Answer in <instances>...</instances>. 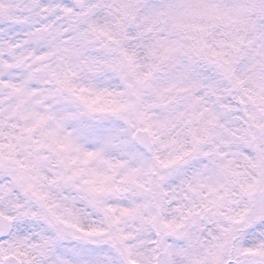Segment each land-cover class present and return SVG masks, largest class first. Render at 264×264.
<instances>
[{"label":"rangeland","instance_id":"1","mask_svg":"<svg viewBox=\"0 0 264 264\" xmlns=\"http://www.w3.org/2000/svg\"><path fill=\"white\" fill-rule=\"evenodd\" d=\"M81 1L85 3L81 11L84 25L77 35L67 32L70 23L59 24L57 33H52L25 25L24 19L22 26L6 27L0 34V51L3 46L9 50L23 44L20 49L28 53L20 69L0 79V205L7 210L10 206L11 218L17 220L14 239L0 242L1 260L13 253L32 255L26 264H224L227 235L221 222L233 215L245 217L249 211L243 205L247 199L227 189V185L239 186L228 163L241 156L238 149L244 138L255 139L237 126L238 116L220 106L218 93L226 96L232 89L221 87V75L207 60H227L239 36L264 28V0H166L162 6H148L151 22L169 23L167 29L154 31L142 43L152 70L134 91L123 82L121 65L123 55L129 60L132 46L139 45L129 38H137L138 30L128 27L132 45L119 52L122 30L117 34L107 27L116 36L105 35L108 47L102 49L103 57H93L100 47L88 39L85 25L106 4L71 0L59 9L73 13ZM134 1L120 3L125 13L122 10L112 17L119 26L131 13ZM19 8L18 0H0V10L10 18L21 19ZM208 50L214 58L208 56ZM42 61L53 63L42 67ZM62 77L77 82L84 79L85 87L77 88V103L63 89H58L60 94L49 84L47 89L48 82ZM203 86L209 87L214 102L198 116L184 113L188 98L194 100ZM257 90L256 86L251 93H243L244 111H254L250 102L264 103V87ZM240 92L232 93L238 97ZM151 96L155 98L151 100ZM259 109L263 112L259 125L264 131V105ZM139 121L140 128L153 136L154 155L131 149L128 153L135 169L132 176L124 177L129 163L121 150L132 139V126ZM227 122L235 127H227ZM197 134L205 141L191 169L180 161L184 159L181 148H170L167 142L170 138L173 145L176 140L182 144L191 140L195 146ZM153 163L165 171L157 180ZM68 178L76 181L75 186L69 185ZM156 185H161L158 201L163 206L160 240L152 227L154 210L148 196ZM19 186L34 197L30 194L26 203H19ZM93 199L141 201L144 210L130 218L113 216L114 228L109 230ZM255 201L250 202L262 205L263 197L257 194ZM68 205H82L101 226L79 231L72 221L75 218L64 210ZM49 223L65 233L76 234L77 230V236L88 245L57 233ZM184 225L188 228L181 238L178 234ZM151 255L156 256L154 262Z\"/></svg>","mask_w":264,"mask_h":264},{"label":"trees","instance_id":"2","mask_svg":"<svg viewBox=\"0 0 264 264\" xmlns=\"http://www.w3.org/2000/svg\"><path fill=\"white\" fill-rule=\"evenodd\" d=\"M20 2V18H10L6 11L0 10V34L7 29L12 28L13 25L17 27L22 26L24 23L23 19L26 20L25 25L33 26L35 29L46 28L50 30L52 33H57L56 27L61 23H70L71 28H68L67 32L70 35H77L81 32L84 22L81 19V12L75 11L73 13H67L61 9V6L69 5L71 0H33L32 3L27 0H18ZM98 0H88V4L92 5V2ZM102 4H106L103 11H97L94 14L90 15L86 23V31L89 33V40L92 43H96L100 50L93 53L92 56L96 58L103 57V53L105 50L103 48L108 47L107 37L105 35H109L110 39L115 37V34L111 35V28L118 34L119 28L122 30V42L120 43L117 51L122 52L125 48H128L132 45L129 41V38H134L135 41L139 43V45H133V51L129 55V60L123 55V63L121 65V77L123 82L129 87L131 91H134L138 84H141L143 81V77L147 75L148 71H151V67L148 65V57L144 54V49L142 47V43L147 42V38L150 34H153L154 31H158L161 28L167 29L169 20H165V22L153 23L149 20V11L148 6L151 5H164L166 0H135L134 5L131 6V13L128 14L127 18L123 19L121 25L119 26L113 18L122 14V10L124 8H119L120 3L124 0H100ZM199 10H201L200 6H196ZM26 11V12H25ZM195 11L196 19H198V15ZM10 14V12H8ZM29 16L24 17L25 14ZM135 14V19H133ZM77 15L79 18L77 19ZM113 17V18H112ZM156 19V18H155ZM154 19V20H155ZM264 24V22H263ZM134 25H137L136 27ZM207 25V24H204ZM131 26L133 30L136 28L138 30L137 38L132 35L128 38V27ZM257 36L254 38V36ZM255 40L251 42V40ZM216 45V44H214ZM252 45V46H251ZM20 46H12L9 50L8 47L3 46L4 50L0 51L2 57H0V79H5L7 76L16 72L17 69H20L24 63V59L27 57L28 53H24ZM205 48L208 49V45H205ZM216 54L219 53L218 48H215ZM230 50V49H229ZM228 50V51H229ZM22 51V53H21ZM208 56L214 58L212 50H208ZM39 54V51L36 52ZM108 54V53H106ZM210 54V55H209ZM40 55V54H39ZM207 57H205L206 59ZM106 59V58H105ZM207 62L215 68V71L221 75V87L222 85L225 88L230 87L232 92L238 94V97H234L233 93L230 92L226 96L221 94L220 96V106L227 111H230L236 117L238 116V127L241 130H245L248 133L252 134L255 140L252 139L250 142L249 137L244 138L246 132L243 134V140L239 145L238 151L241 153L240 157H235L232 160V163L229 162V168H232L233 173L232 176H236L239 186L236 184L231 187L227 185V189L230 190L236 197H244L247 199L243 202L245 208L249 211L245 217H233L224 218L223 222H221V226L226 229V244H225V259L224 264H263L264 263V131L259 125V121L263 119V112L259 109V106L264 105V103L257 104L251 103L254 111L246 112L243 110V106L241 105L243 101H245L246 97L243 93H251L254 88L257 86V89L261 90L264 87V28L259 30V32H249L248 34H242L239 36V40L235 41L234 48L232 52L227 56V60H211L208 59ZM53 61H42L40 62V66L48 67L51 66ZM69 66L71 63H68ZM66 74V73H65ZM254 76V78H251ZM53 88L54 90L63 89L65 94L71 101L77 103V88L81 89L85 87L84 79H81L77 82L67 79L66 77L59 78V80H53L51 83H47L46 87ZM203 86L198 88L195 96H197L194 100L188 98V103L183 110L184 113H189V115H193L195 112L198 116L206 107L211 106V102H214L215 98L211 93L209 87ZM257 90V91H259ZM52 93L56 94L53 90ZM59 94L60 90L57 91ZM82 92V91H81ZM86 95V93H85ZM187 96V95H186ZM1 97V90H0ZM155 96H151V100L154 99ZM196 100V102H194ZM198 107H196V105ZM204 106V107H202ZM151 107L150 109H152ZM134 113V112H133ZM150 113V112H149ZM135 114V113H134ZM136 120L138 121V116L136 115ZM227 127L233 129L235 127L234 123L227 122ZM141 121L138 122L136 126H132V130L138 127H141ZM236 131V130H233ZM155 137V136H154ZM232 139L231 136L228 137ZM205 141L204 138H201L199 134H197L194 142L195 146L190 142H186V144L179 143L176 140L175 145L172 144V138L169 139L167 145L170 148L178 150L180 156H184V159L180 160L183 165H187L191 169H193L194 159L200 157V150L203 148L201 145ZM122 147L121 153L126 156L124 159L128 162L129 173L125 172L124 177L132 176L133 170L135 169V164L132 162V159L129 156V151L131 149L140 152L139 148L135 145L133 141V136L130 142L126 143ZM237 151V150H236ZM128 153V154H127ZM208 159H212L211 156ZM154 159H152L153 161ZM217 160V159H216ZM179 161V162H180ZM207 162V161H204ZM152 169L154 170L153 178L157 180V178L163 174L165 171L161 168L160 165L153 163ZM195 174L196 172L193 171ZM45 177V174H44ZM123 177V175H122ZM68 183L71 186H75L76 181L73 178H68ZM236 188L238 189H235ZM129 187L130 183H129ZM159 187L161 185H156L154 189L148 192V196L151 197L152 209L153 212V222L152 227L155 230V234L160 240L161 238V225L160 218L162 215L161 207L158 197H159ZM20 191H16L18 198H20L21 204L27 202V195L23 193L22 187L19 186ZM24 194V195H23ZM31 197L34 195L30 191ZM221 194H228L227 192H221ZM257 194H260L263 197V204L259 205L255 203V199ZM255 202H250V201ZM186 203V202H185ZM94 206L99 210L102 216L110 225L109 230L114 228L113 216L122 217V218H130L136 212L144 210L141 201L137 203H131L128 200H110L107 201L105 199H93ZM257 204V205H256ZM175 205V203H174ZM235 210V207L233 208ZM66 214L73 218L72 221H76V226L80 230H94L101 226V222L99 220L92 221L87 209L82 205H76L75 207H71L70 205L64 207ZM167 210H173L172 208H168ZM182 210H185L184 208ZM0 211L3 213H8L12 216V211L7 210V208L3 205H0ZM52 226L54 231L60 233L61 235H67L71 237L76 243L84 242L88 245V242L81 239L77 236V230L75 233H65L62 232L61 229H57V225L54 223H49V226ZM76 228V229H77ZM187 226H183L181 231L179 232V236L183 238V233L187 229ZM59 235V234H55ZM109 240V239H108ZM207 240H210L208 237ZM102 242V238H100ZM249 251H254L253 254L248 255ZM151 261L154 262L156 259L155 255H151Z\"/></svg>","mask_w":264,"mask_h":264},{"label":"water","instance_id":"3","mask_svg":"<svg viewBox=\"0 0 264 264\" xmlns=\"http://www.w3.org/2000/svg\"><path fill=\"white\" fill-rule=\"evenodd\" d=\"M83 8V3L79 2L77 4V9L80 10ZM134 141L139 146L140 149L145 151L148 156L153 155L154 144L151 138V135L148 130L137 129L134 133ZM13 229V221L3 217L0 214V238L8 236ZM4 264H22V262L16 258L14 255L8 256Z\"/></svg>","mask_w":264,"mask_h":264},{"label":"flooded vegetation","instance_id":"4","mask_svg":"<svg viewBox=\"0 0 264 264\" xmlns=\"http://www.w3.org/2000/svg\"><path fill=\"white\" fill-rule=\"evenodd\" d=\"M14 229L16 230V223H15V227H14ZM13 229V230H14ZM14 239V234H12V235H8V236H6V237H3L2 239H0V242H3V241H10V240H13ZM9 255H15V254H13V253H9L7 256H9ZM7 256H4L3 257V259L1 260V258H0V264H3V261H4V259L7 257ZM24 264V263H23Z\"/></svg>","mask_w":264,"mask_h":264}]
</instances>
